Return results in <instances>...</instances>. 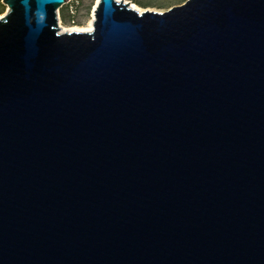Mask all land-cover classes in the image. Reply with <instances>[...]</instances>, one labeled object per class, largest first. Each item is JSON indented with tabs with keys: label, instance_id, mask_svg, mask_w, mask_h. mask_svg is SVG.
Here are the masks:
<instances>
[{
	"label": "water",
	"instance_id": "obj_1",
	"mask_svg": "<svg viewBox=\"0 0 264 264\" xmlns=\"http://www.w3.org/2000/svg\"><path fill=\"white\" fill-rule=\"evenodd\" d=\"M70 2L2 0L0 264H264V0Z\"/></svg>",
	"mask_w": 264,
	"mask_h": 264
},
{
	"label": "rangeland",
	"instance_id": "obj_2",
	"mask_svg": "<svg viewBox=\"0 0 264 264\" xmlns=\"http://www.w3.org/2000/svg\"><path fill=\"white\" fill-rule=\"evenodd\" d=\"M116 1L118 2L120 0ZM123 1L132 3V7L139 13L144 11L164 13L173 7L183 5L187 0H134L136 2H139L141 6H138L129 0ZM95 3L96 0H72L68 6V9L70 14L74 13V24H65L61 21L60 12L62 8H60L58 11V26L60 27L61 32H83L85 29H87L89 23L92 20V10L95 6ZM65 6H63V8ZM88 7L89 11L87 12ZM6 10V6H4L2 4V0H0V17H2L6 13Z\"/></svg>",
	"mask_w": 264,
	"mask_h": 264
},
{
	"label": "trees",
	"instance_id": "obj_3",
	"mask_svg": "<svg viewBox=\"0 0 264 264\" xmlns=\"http://www.w3.org/2000/svg\"><path fill=\"white\" fill-rule=\"evenodd\" d=\"M129 1H132L134 4L141 6V4L139 2H136L134 0H129ZM69 4H67L64 8L62 7L61 12H60V19L65 24H70V23L74 24L75 23L74 22V13L70 14L69 9H68ZM88 11H89V7L87 8V12Z\"/></svg>",
	"mask_w": 264,
	"mask_h": 264
},
{
	"label": "bare ground",
	"instance_id": "obj_4",
	"mask_svg": "<svg viewBox=\"0 0 264 264\" xmlns=\"http://www.w3.org/2000/svg\"><path fill=\"white\" fill-rule=\"evenodd\" d=\"M92 21H93V16H92V20H91V22H92ZM91 22L89 23L88 28L85 29L83 32H91V28H92Z\"/></svg>",
	"mask_w": 264,
	"mask_h": 264
}]
</instances>
